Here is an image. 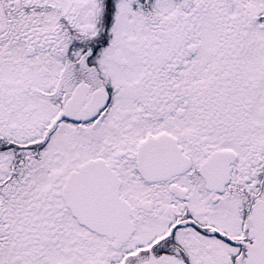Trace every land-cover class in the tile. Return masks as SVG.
<instances>
[{"label":"snow or ice","instance_id":"snow-or-ice-1","mask_svg":"<svg viewBox=\"0 0 264 264\" xmlns=\"http://www.w3.org/2000/svg\"><path fill=\"white\" fill-rule=\"evenodd\" d=\"M0 264H264V0H0Z\"/></svg>","mask_w":264,"mask_h":264}]
</instances>
